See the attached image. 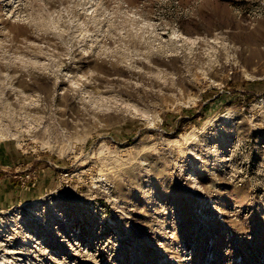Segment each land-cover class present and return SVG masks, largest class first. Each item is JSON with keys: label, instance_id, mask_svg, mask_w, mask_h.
<instances>
[{"label": "rangeland", "instance_id": "rangeland-1", "mask_svg": "<svg viewBox=\"0 0 264 264\" xmlns=\"http://www.w3.org/2000/svg\"><path fill=\"white\" fill-rule=\"evenodd\" d=\"M0 264H264V0H0Z\"/></svg>", "mask_w": 264, "mask_h": 264}, {"label": "bare ground", "instance_id": "bare-ground-1", "mask_svg": "<svg viewBox=\"0 0 264 264\" xmlns=\"http://www.w3.org/2000/svg\"><path fill=\"white\" fill-rule=\"evenodd\" d=\"M4 258V257H3Z\"/></svg>", "mask_w": 264, "mask_h": 264}]
</instances>
